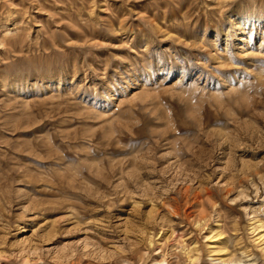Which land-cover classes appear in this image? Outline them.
Wrapping results in <instances>:
<instances>
[{
	"label": "rangeland",
	"instance_id": "374dc122",
	"mask_svg": "<svg viewBox=\"0 0 264 264\" xmlns=\"http://www.w3.org/2000/svg\"><path fill=\"white\" fill-rule=\"evenodd\" d=\"M263 228L264 0H0V264H264Z\"/></svg>",
	"mask_w": 264,
	"mask_h": 264
},
{
	"label": "bare ground",
	"instance_id": "6f19581e",
	"mask_svg": "<svg viewBox=\"0 0 264 264\" xmlns=\"http://www.w3.org/2000/svg\"><path fill=\"white\" fill-rule=\"evenodd\" d=\"M262 229V228H261ZM258 238L262 241V242H264V228H263V231H262V233H260L259 234V236H258ZM220 250H223L222 248L221 249H219L218 248V250L217 251H220ZM221 252V251H220ZM223 252V251H222ZM224 252H225V249H224ZM220 259V263L221 264H235V263H238L237 262V260H235V259H233V258H229V259H227V258H219ZM162 262L163 261H161V260H159V261H157L156 263H154V264H162ZM240 262V261H239ZM242 262V261H241Z\"/></svg>",
	"mask_w": 264,
	"mask_h": 264
}]
</instances>
